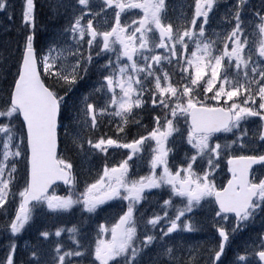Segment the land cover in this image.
Listing matches in <instances>:
<instances>
[{"label":"snow or ice","instance_id":"snow-or-ice-1","mask_svg":"<svg viewBox=\"0 0 264 264\" xmlns=\"http://www.w3.org/2000/svg\"><path fill=\"white\" fill-rule=\"evenodd\" d=\"M48 6L46 47L37 0L0 45V264H264V0Z\"/></svg>","mask_w":264,"mask_h":264},{"label":"rangeland","instance_id":"rangeland-1","mask_svg":"<svg viewBox=\"0 0 264 264\" xmlns=\"http://www.w3.org/2000/svg\"><path fill=\"white\" fill-rule=\"evenodd\" d=\"M18 0H16V2H17ZM15 1L14 0H12V4L14 3ZM257 3H258V1H256ZM18 10V8H14V14H16L17 15V19L15 20V23H13L14 22V20L13 21H11V22H9L8 20H7V18H6V16L2 13V12H0V35L2 34V33H5V35H6V32L4 31V28H9V29H11L12 30V32H13V38H14V40L15 39H18V31H19V29H20V27H21V19H22V17H21V13H19V12H16ZM53 20L54 21H57V18L56 17H54L53 18ZM58 23V22H57ZM17 24V26H15ZM59 24V23H58ZM59 30V27H57V28H55V30L53 31V32H55L56 33V31H58ZM7 36V35H6ZM10 37L11 36H7V40L6 41H3V42H1V37H0V45H4L5 43H7V41H10ZM53 37H54V35H53ZM53 37H52V39H53ZM50 40V39H49ZM47 41V42H45V39H44V44L43 45H41V44H39L40 46H47L51 41ZM94 80V79H93ZM91 81H89V83H90ZM65 123H67V120L65 121ZM105 130H107V129H105ZM133 132H135V129L133 130ZM111 161H112V157H110L109 158ZM81 164H82V166L84 167V168H89V167H91L92 168V170L93 171H95V170H97V169H99V167H100V164H101V161L99 160V159H97V158H93L91 161H89L87 158H84L82 161H81ZM144 171H146V170H142V173L144 174ZM62 191H66L65 189H62ZM54 194L55 195H60V196H63L64 194H61V193H57V192H54ZM117 210V208H109V209H107L106 211H104V212H102V213H100V217H99V219H98V222L99 223H103L104 221H105V219H110L111 218V216L115 213V211ZM78 212V213H77ZM75 213H76V215H78L79 214V211H75L73 214H71V216L70 217H68L67 215H65V216H62V218L61 217H59V218H55V217H48V216H44V215H38L37 216V219H36V222H35V224L33 225V227H31V228H29V229H27V231H25V232H29V234L30 235H33L34 237H36L37 238V229L39 228V229H43V228H48V226L49 225H52V227L53 226H58V225H60L61 224V220L62 219H67V218H72V217H74V216H76L75 215ZM64 221V220H63ZM65 222V221H64ZM66 224H68V226H70L71 225V223H68V222H65ZM247 236H244L242 239H241V241L242 240H244L245 238H246ZM27 238V237H26ZM25 238V239H26ZM189 243H191V244H196L197 242H205V241H207V240H209L210 238H209V236H208V234L206 233V232H199V233H192V234H187L185 237H184Z\"/></svg>","mask_w":264,"mask_h":264},{"label":"trees","instance_id":"trees-1","mask_svg":"<svg viewBox=\"0 0 264 264\" xmlns=\"http://www.w3.org/2000/svg\"><path fill=\"white\" fill-rule=\"evenodd\" d=\"M40 5V8H38V16H37V19H36V24H37V34H46L47 32V29H48V25H49V22H47V18H54L52 12L50 11L49 8H43V6H47V0H41V4ZM57 24V23H56ZM55 24V25H56ZM6 35L10 37V41H7L8 42H11V41H14V38H13V32L12 30L11 31H8L6 32ZM5 35V33L0 36L1 37V42L3 41H6L7 40V36ZM37 40L39 41L38 37H37ZM78 211V210H77ZM78 213V212H77ZM76 215V213H75ZM68 217H70L71 215H67ZM1 217L0 216V224H2L1 222ZM62 218V216H61ZM79 218V214L72 217V218H67V219H62L61 220V224L62 223H65V222H68V223H72V222H75L77 219ZM65 222H64V221ZM55 226L52 227V225H49L48 226V229H52L54 228ZM30 235V234H29ZM27 237V238H26ZM26 238V239H25ZM30 242V243H36L37 242V239L36 237H34L33 235H30V236H25L24 234L22 235L21 239L19 241H17L19 244H23L24 242ZM6 244V238L4 236V234L1 232L0 234V258H3L4 256V246ZM231 255V253L229 254ZM20 259H23V253H20Z\"/></svg>","mask_w":264,"mask_h":264},{"label":"bare ground","instance_id":"bare-ground-1","mask_svg":"<svg viewBox=\"0 0 264 264\" xmlns=\"http://www.w3.org/2000/svg\"><path fill=\"white\" fill-rule=\"evenodd\" d=\"M49 5V1H47V7ZM47 22H49L48 25V29L46 34H38V39H39V44L43 45L44 44V39L45 42H47L49 39H51L53 37V35H55V32H53L55 30V24L58 23H64L63 18H57V21H54L53 18H47ZM4 33H2L0 36H2ZM19 38V37H18Z\"/></svg>","mask_w":264,"mask_h":264}]
</instances>
